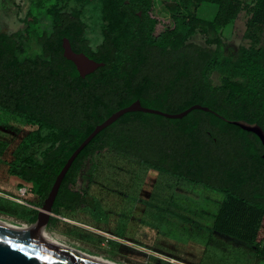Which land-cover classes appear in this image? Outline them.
Wrapping results in <instances>:
<instances>
[{
    "label": "trees",
    "instance_id": "trees-1",
    "mask_svg": "<svg viewBox=\"0 0 264 264\" xmlns=\"http://www.w3.org/2000/svg\"><path fill=\"white\" fill-rule=\"evenodd\" d=\"M203 4L218 7L213 29L234 22L247 9L244 0H176L168 16L155 13V0H121L119 13L130 21L131 35L118 44V30L104 28L93 51L77 11L54 8L52 31L37 38L42 55L20 59L28 30L0 31V111L37 127L9 174L31 184L44 201L73 152L119 110L140 101L146 108L179 114L182 119L130 112L101 131L79 154L65 176L53 213L92 205L93 168L85 163L108 151L179 181L224 195L212 231L247 243L264 257V145L252 132L229 121L256 123L264 130V0H250L245 37L235 56L220 42L188 40L205 22ZM67 38L77 53L105 66L81 77L65 58ZM215 77L218 82L215 81ZM7 145L0 141V156ZM82 178L83 188L73 190ZM35 212L31 223L37 219ZM54 222L51 218L50 224Z\"/></svg>",
    "mask_w": 264,
    "mask_h": 264
},
{
    "label": "rangeland",
    "instance_id": "rangeland-1",
    "mask_svg": "<svg viewBox=\"0 0 264 264\" xmlns=\"http://www.w3.org/2000/svg\"><path fill=\"white\" fill-rule=\"evenodd\" d=\"M119 1L121 0H0V31L11 33L28 30L29 41L20 51L19 58L34 60L42 55L37 38L43 33L52 31L53 9L77 11L86 26L85 38L89 41L92 50L97 51L103 43L106 26L118 30L116 38L118 44H124L131 35L130 21L122 16L117 9L116 3ZM175 1L155 0V13L160 16H168V5ZM244 1L247 9L243 10L234 22L215 29L207 24L213 22L218 7L213 4L201 5L196 12L205 24L197 28L188 40L205 46L212 40H218L221 44V51L231 56H235L242 46L250 47L252 42L245 37L250 17V0ZM215 81L218 82L216 77ZM36 133V126L29 125L19 117L0 111V141L7 145L4 153L0 156V219L18 226L29 227L35 212L42 208L43 201L39 198L34 186L22 183L18 178L8 173L7 164L17 161L20 153L24 152ZM90 168H93L94 173L89 192L95 195L98 190H101V187L107 188V186H111L110 190L117 193L118 188L134 184L133 181L137 179L138 170H144L136 162L112 155L108 151L89 159L85 163L84 173ZM139 176L136 186L141 185L140 181L143 176L141 171ZM151 183L146 184L145 192L147 194L150 191L158 193V195H162V199H167V196H171L172 188L174 191L177 188V185H172L168 189L164 187L153 189L154 184ZM82 188V178H80L78 184L72 186V189L81 190ZM182 192L185 195L184 199L211 201L214 205L220 204L219 200L224 198V195L217 193L219 196L210 191L193 193L191 190L184 189ZM217 206L214 207L217 208ZM210 208L214 210L212 207ZM71 219L74 220L72 222L80 225L60 219L58 223H51L46 231L59 241L86 253L87 247L89 249L90 246L85 240V235L82 234L80 239L77 238L78 231H82L77 229L86 230L84 227L87 226L85 215L78 214L77 219L74 217ZM72 229L74 232L70 233ZM220 243L221 246L215 247L216 243L211 242V248L205 253L201 264H264V257H257L247 243L225 235H221Z\"/></svg>",
    "mask_w": 264,
    "mask_h": 264
},
{
    "label": "crops",
    "instance_id": "crops-1",
    "mask_svg": "<svg viewBox=\"0 0 264 264\" xmlns=\"http://www.w3.org/2000/svg\"><path fill=\"white\" fill-rule=\"evenodd\" d=\"M133 182L118 188L117 193L110 190L111 186L101 187L96 195L89 192L92 205L54 214L53 223L61 219L80 225L72 222L71 218L77 219L78 214H84L86 230L77 229L82 230L78 231L77 238L85 235L90 246L86 253L117 264H201L211 242L216 243L215 247L221 246L222 234L212 231V228L224 198L219 200L220 204L214 205L211 201H199L197 198L184 199L182 191L218 192L193 187L191 183L153 169L143 172L141 185L136 186L138 181ZM149 182L154 184L153 189H168L172 185H177V188L176 191L172 188L171 196L162 199L158 193L145 192ZM213 205L218 206L215 208ZM73 232L74 229L70 231Z\"/></svg>",
    "mask_w": 264,
    "mask_h": 264
},
{
    "label": "water",
    "instance_id": "water-1",
    "mask_svg": "<svg viewBox=\"0 0 264 264\" xmlns=\"http://www.w3.org/2000/svg\"><path fill=\"white\" fill-rule=\"evenodd\" d=\"M63 49L65 58L76 66L77 71L83 78L105 66L104 63H99L94 59H91L85 53L75 52L67 38H64L63 40ZM196 109L206 112L211 111L208 107L194 105L179 114H169L160 110L146 108L138 100L132 105L114 113L102 124H99L73 152L65 166L62 168L61 172L58 174L51 191L43 201L42 208L38 211L36 221L33 222L27 229V233L29 235L0 226V264H109L46 240L37 238L40 233L46 231L49 227L51 218L54 215L53 208L55 201L65 176L79 154L91 143V141L101 131L112 125L126 113L144 112L161 115L170 119H182ZM228 122L240 127L245 131L254 133L260 138L264 145V130L258 124H252L244 120H228Z\"/></svg>",
    "mask_w": 264,
    "mask_h": 264
},
{
    "label": "bare ground",
    "instance_id": "bare-ground-1",
    "mask_svg": "<svg viewBox=\"0 0 264 264\" xmlns=\"http://www.w3.org/2000/svg\"><path fill=\"white\" fill-rule=\"evenodd\" d=\"M0 226L5 227V228H9V229H12V230H15V231H19V232H22V233H25V234H28V233H27V229H28V227H26V226H18V225H15V224L11 223V222H8V221H5V220H1V219H0ZM28 235H29V234H28ZM37 238H40V239L46 240V241H48V242H51V243L57 244V245H59V246H62V247L68 248V249H70V250L76 251V252H78V253H81V254L87 255V256H89V257H92V258L98 259V260H100V261H103V262H106V263H109V264H117V263L111 262V261H109V260H107V259H104V258H102V257H99V256H93V255H90V254L84 253V252H82V251H80V250H77V249H75V248H73V247H71V246H69V245H67V244H65V243H63V242H61V241H59L58 239H56L52 234H50V233L47 232V231H44V232L40 233V234L38 235Z\"/></svg>",
    "mask_w": 264,
    "mask_h": 264
}]
</instances>
